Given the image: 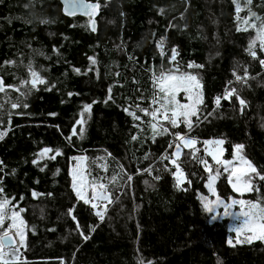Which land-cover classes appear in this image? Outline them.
Returning a JSON list of instances; mask_svg holds the SVG:
<instances>
[{"label":"trees","instance_id":"16d2710c","mask_svg":"<svg viewBox=\"0 0 264 264\" xmlns=\"http://www.w3.org/2000/svg\"><path fill=\"white\" fill-rule=\"evenodd\" d=\"M98 1L102 11L92 31L85 18H65L58 0H0V77L7 88V95L0 93V130L5 133L0 139V185L15 210L25 208L21 215L28 224V247L21 252L28 264H264V243L229 244L228 220H212L198 197L207 179L199 158L215 166L204 156V139H224V159L231 157L235 143H243L244 155L264 175V65L259 62L264 55L255 46L256 59L249 56L251 31H237V15L248 14L246 0H238L239 14L233 0ZM250 7L264 18V0H251ZM172 48L177 55L169 63ZM29 61L46 84L25 97L7 85L31 80ZM189 62L203 67L188 68ZM161 64L164 70L178 66L198 73L204 93L199 124L192 117L190 132L175 130L197 138L199 149L196 158H179L186 179L179 187L172 175L175 166L157 159L165 150L171 154L172 137L153 139L151 119L135 108L150 109L158 93L152 75ZM233 87L237 91L217 107L214 98ZM28 88L30 83L22 90ZM17 99L20 106L12 109L9 101ZM84 104L92 107L81 138L75 118ZM124 108L140 120L134 121ZM43 147H59L61 154L48 153L33 164ZM98 151L108 156L107 167L91 161L87 174L109 194L103 220L91 204L76 199L68 175L72 156L92 159ZM150 164L151 174L142 171ZM253 185L247 197L264 199V180L258 176ZM216 187L223 199L235 195L221 169ZM33 191L39 195L33 197ZM70 207L72 216L67 214Z\"/></svg>","mask_w":264,"mask_h":264},{"label":"snow or ice","instance_id":"6c2138e0","mask_svg":"<svg viewBox=\"0 0 264 264\" xmlns=\"http://www.w3.org/2000/svg\"><path fill=\"white\" fill-rule=\"evenodd\" d=\"M69 0H65L67 5ZM74 6L82 7L86 10V14L89 16V25L92 28V31H95V22L92 19L96 15L97 10L101 7L99 3H88L85 4L84 0H71ZM235 4V11L239 14L242 11L241 5L238 3V0H233ZM251 0H246L244 7L248 9V14L245 17H240L237 15V20L242 21L246 27L243 29L247 31L248 28H253L255 30V36L249 40L246 51L249 56L253 59H256L255 46L257 41H259L260 50L264 51V18L256 15L255 12L251 10ZM249 17L253 19L249 21ZM42 23L46 21H41ZM259 22V23H257ZM237 31H241V28L238 26ZM163 40V38H161ZM157 48L161 49L160 55L164 57L165 52L163 51L162 44L157 43ZM172 55L169 57V63L175 60L176 58V49H171ZM94 63L96 61L93 57H89ZM131 59V58H130ZM261 65H264V59L260 61ZM6 63H13L8 61ZM188 68H202L203 65L193 64L189 62L187 65ZM28 73L31 76V80H20L19 86L7 85L8 88L13 91L20 92L21 95L27 96L32 89H36L37 85H45L46 80L33 68L32 62L29 61L27 65ZM75 72L79 73L80 69H74ZM118 75V74H117ZM245 76H247V70L245 69ZM233 76H235L237 81L241 80V77L236 74V71H233ZM152 82L155 88H158V93L153 95L151 103L156 105L155 108H144L140 105H135V108L139 109L140 112L144 113L146 116L151 118L149 126L152 129L153 139L156 136H162L168 134L172 137L168 142V147L173 148L174 150L169 155L167 150L163 152L157 159L162 163L165 160L170 161L175 166V172L172 173L175 181L176 187H179L181 183L185 181V173L182 170L179 158L182 154V148L190 149L191 155L193 158H196V153L199 151L196 145L198 139L195 137L189 136L187 133L181 134L180 131L170 132L167 126L160 124L157 120L159 116L160 119L167 121L171 125L172 129H176L182 123L189 132L193 128L192 117H196L195 123L198 125L200 122V116L197 115L198 111H201L199 108L200 105L204 104V93L202 91V85L198 74H193L188 71L181 70L178 66L174 69L164 70L161 64L159 73H153ZM246 82V81H245ZM30 83V88L26 91L22 90L25 85ZM232 82L229 81V84ZM237 90L233 87L231 89L225 88L223 96L217 95L214 98V104L219 107L221 104V99L228 100L233 93ZM0 93L6 92V87L3 82V78L0 77ZM109 93H111V88H109ZM180 93L184 94L187 103H181L177 99ZM69 96L73 93L69 92ZM141 95L138 99H143ZM108 99H112L111 96ZM236 99L239 101L240 105H245V101L240 98L237 94ZM12 109H16L20 106L19 99L14 101H9ZM95 103V101H93ZM107 103V100H105ZM23 108H27V103H23ZM91 104H84L83 110L80 113L81 119L75 121L76 124L81 125L79 128V134L82 138L85 132L83 124L85 123L84 113L89 112L91 109ZM124 111L132 117V119L140 120V117L136 115L135 111H130L129 108H124ZM50 115H55L51 113ZM212 115V113H208ZM134 127H139L138 125H133ZM77 130L73 127V133L75 134ZM5 133L0 131V139H3ZM70 139V137H66ZM132 140H136L135 135L131 136ZM225 143V140L222 138L217 139H204L202 141L204 156L211 157V160L217 166L216 175H212V168L208 164L207 160L199 158V162L204 164V171L209 173L208 181L204 185L210 193L216 196L215 202H205L204 197H200L201 203L203 205L204 211L207 213H214L215 207L222 206L224 209L223 215L226 217L236 215L238 218L242 217L243 220L238 227L231 229L230 231L235 232L236 236L239 237L241 234H245L243 241H237L238 243H251L253 239H260L264 241V202H261V198L257 197L256 200H244V199H234L229 197L230 203H226L216 195L217 188L215 187L217 176L220 174V168H223V172L228 174V183L230 184L233 192L244 194L250 191H253L254 185L252 183V175L256 174L261 180H264V175L258 172L257 167L254 163L248 159L244 154L243 150L245 145L243 143H235L233 145L232 159H224V148L222 145ZM55 152L56 155L61 154V149L59 147H43L38 153H36L35 158L32 163L36 164L39 159L44 158L48 153ZM55 159V156L50 157ZM147 158V156L145 157ZM78 163L75 165L74 169L69 171V175L72 178L71 189L75 193L77 200H82L85 205L91 204V208L95 210L94 214L100 220L104 219L105 209L102 207V203L109 200V194L106 191V186L103 183H98L97 179L88 180L84 168L82 166L83 161L86 157H77ZM152 165L142 169V171L149 172L151 174ZM2 170V169H0ZM41 171L44 169L41 168ZM167 166L165 165V171H167ZM15 170H12L14 173ZM59 171V170H57ZM138 171H141L138 169ZM115 177H113L114 179ZM127 179L132 180V176L128 175ZM154 179L159 180L160 176L157 175ZM147 183V181H145ZM91 190V195L87 193ZM39 195L37 192L33 191L32 196L36 197ZM48 195H51L49 193ZM21 199H23L21 197ZM235 206H239L238 212H233L232 209ZM16 205L12 204L11 199L7 197L4 193V188L0 185V264H28L27 258L21 252V249H26L28 247L26 241V231L28 230V224L26 223V218L22 216V213H25V208L20 206L18 210ZM73 209L70 207L67 210V214L72 216ZM74 220L77 219L75 216L72 217ZM218 215L214 214L211 216V219L216 220ZM81 226L77 225L79 229ZM91 229L92 226H89ZM31 230L35 231V225L31 226ZM84 239H88V236L83 232L80 233ZM250 234V235H249ZM232 241L229 240V244ZM63 264V262H61ZM139 264H143V261H140ZM151 264V262H149Z\"/></svg>","mask_w":264,"mask_h":264},{"label":"rangeland","instance_id":"374dc122","mask_svg":"<svg viewBox=\"0 0 264 264\" xmlns=\"http://www.w3.org/2000/svg\"><path fill=\"white\" fill-rule=\"evenodd\" d=\"M245 16H247V14H245L243 17H245ZM88 20V22H87V24H86V26L87 27H89L90 25H89V19H87ZM251 20H252V18L251 17H249V21L251 22ZM257 23H259V22H257ZM238 26L241 28V29H244L245 27H246V25H244L243 23H242V21H240V20H238ZM247 30H250L251 31V35H250V37H249V39H251L252 37H254L255 36V30L253 29V28H248ZM256 47H258V48H260V46H259V41H257V43H256ZM216 51V50H215ZM262 53H263V55H264V51H262ZM213 54H215V52L213 53ZM172 69H173V67H172ZM191 73H193L194 75L195 74H198V73H196V72H191ZM198 78L200 79V75L198 74ZM158 89V88H157ZM12 90V89H11ZM12 92H15V91H13L12 90ZM2 94V93H1ZM177 99L178 100H180V102L181 103H187L188 101L185 99V97H184V94L183 93H180L179 95H178V97H177ZM156 107V105H153V104H151V106H150V109L151 108H155ZM82 110H83V108H82ZM81 110V111H82ZM81 111L78 113V115L76 116V118H75V121L77 120V119H81V116H80V113H81ZM88 114H89V112H85L84 113V119L86 120V118H87V116H88ZM149 117V116H148ZM194 118V117H193ZM149 119H151L150 117H149ZM195 119V118H194ZM157 120H158V122L160 123V124H162V125H164V126H167L168 128H169V131L170 132H173V131H175V130H177V128L176 129H172L171 128V125H169L168 123H167V121H165V120H162V119H160V117L158 116L157 117ZM151 121V120H150ZM80 127H81V125H80ZM83 127H84V129H85V126L83 125ZM179 127H180V129H181V127H184V128H186L182 123L179 125ZM0 131H2V132H4V130H0ZM222 147H223V145H222ZM173 150H174V147L172 148ZM172 150V151H173ZM233 152V151H232ZM244 154V153H243ZM190 155H191V150L190 149H186V148H182V154H181V156H183L184 158H190ZM47 156V155H46ZM45 156V157H46ZM223 156H224V154H223ZM77 157H86V159L83 161V164H82V166H83V168H84V171H85V175H86V177H87V179L89 180V177H88V172H90V171H88V167H89V162H93V163H96V164H100L101 165V167H103V168H106L107 167V158H108V156L103 152V151H98V152H96L94 155H93V158L91 159V155H89V157L87 156V155H85V154H78V155H75V156H72L71 158H70V161H69V164H68V175H69V171L70 170H72V169H74V167H75V165L78 163V160L77 159H75V158H77ZM223 158V157H222ZM229 160L230 159H232V155H231V157L230 158H228ZM214 163V162H213ZM172 164V163H171ZM209 164V163H208ZM210 166H211V168H212V175H216V168H217V166L215 165H213V164H209ZM221 169V172L222 173H224L223 172V168L221 167L220 168ZM207 173V179H206V181H205V184L207 183V181H208V176H209V173L208 172H206ZM227 177H228V174L227 173H224ZM252 175V183H253V180H254V178H256V177H258L256 174H251ZM220 176V174L217 176V179H218V177ZM69 178H70V185H71V183H72V178H71V176L69 175ZM217 179H216V183H217ZM186 180V179H185ZM227 180H228V178H227ZM185 182V181H184ZM183 182V183H184ZM183 183H181L180 184V186L183 184ZM204 184V185H205ZM229 184V183H228ZM229 186H230V184H229ZM215 187H216V184H215ZM205 189H204V191L202 192V193H200L199 195H198V197H199V200H200V197H204L205 198V202H215V200H216V196H214L212 193H210L209 191H208V189L206 188V187H204ZM217 188V187H216ZM230 188H231V186H230ZM232 189V188H231ZM233 191V190H232ZM235 193V192H234ZM249 193H251V191L250 192H247V193H244V194H239V193H235V195L234 196H229V197H231V198H234V199H244V200H251V199H249L248 197H247V194H249ZM75 194V193H74ZM89 196L91 195V190L89 189V191H88V193H87ZM216 195H218V196H220L219 195V193H218V190H217V192H216ZM228 197V198H229ZM222 200H224L226 203H230V200L227 198V199H223L222 197H220ZM261 202H264V199H261ZM108 203V201H105V202H103L102 203V207L104 208V207H106V204ZM200 203H201V200H200ZM201 206H202V208H203V205H202V203H201ZM17 207V206H16ZM203 210H204V208H203ZM231 211H233L234 213L235 212H238L239 211V206H235V207H233L232 209H230ZM205 212V211H204ZM223 212H224V209H223V207L222 206H217V207H215V211H214V213H207V212H205L207 215H209L210 216V218H211V216L212 215H214V214H216V215H218V218L216 219V220H220V219H223V218H226L227 220H228V222H229V231L231 230V229H234V228H236V227H238L239 226V224L242 222V220H243V218L242 217H237L236 215H232V216H229V217H226V216H224L223 215ZM213 220V219H212ZM231 232V234L233 235V239L231 240L232 241V243H231V245H237V244H242V243H238L237 241L239 240V241H243L244 240V238H245V234H241V236H239V237H237L236 236V234H235V232H233V231H230ZM250 235V234H249ZM253 241H260V242H262V243H264V241H262V240H260V239H253L252 240V242Z\"/></svg>","mask_w":264,"mask_h":264},{"label":"water","instance_id":"95a60500","mask_svg":"<svg viewBox=\"0 0 264 264\" xmlns=\"http://www.w3.org/2000/svg\"><path fill=\"white\" fill-rule=\"evenodd\" d=\"M58 2L60 3L61 6V12L62 15L67 18H75V17H81V18H85V19H89V16L86 14V10L82 7L79 6H74L71 2V0H69L68 4H65V0H58ZM85 4L88 3H99L101 5V3L98 0H84ZM101 7L97 10L96 15L94 17H92V19L95 20L100 16L101 14ZM4 82V80H3ZM5 84V82H4ZM6 87V85H5ZM7 89V88H6Z\"/></svg>","mask_w":264,"mask_h":264},{"label":"bare ground","instance_id":"6f19581e","mask_svg":"<svg viewBox=\"0 0 264 264\" xmlns=\"http://www.w3.org/2000/svg\"><path fill=\"white\" fill-rule=\"evenodd\" d=\"M5 128V127H4Z\"/></svg>","mask_w":264,"mask_h":264}]
</instances>
